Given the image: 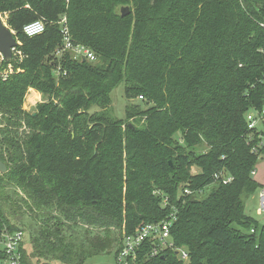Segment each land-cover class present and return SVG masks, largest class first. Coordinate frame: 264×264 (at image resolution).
I'll list each match as a JSON object with an SVG mask.
<instances>
[{
	"label": "trees",
	"instance_id": "trees-1",
	"mask_svg": "<svg viewBox=\"0 0 264 264\" xmlns=\"http://www.w3.org/2000/svg\"><path fill=\"white\" fill-rule=\"evenodd\" d=\"M0 14L24 53L0 74V230L25 231L15 211L32 219L24 264H83L114 251L124 227L174 209L171 233L190 258H149L146 242L136 264H264V223L245 212L262 187L246 113L264 102V0H0ZM63 16L97 61L54 55ZM39 18L46 30L27 36ZM121 83L128 100L151 104L126 107L141 127L124 131L107 109ZM31 88L43 94L33 112Z\"/></svg>",
	"mask_w": 264,
	"mask_h": 264
},
{
	"label": "built area",
	"instance_id": "built-area-1",
	"mask_svg": "<svg viewBox=\"0 0 264 264\" xmlns=\"http://www.w3.org/2000/svg\"><path fill=\"white\" fill-rule=\"evenodd\" d=\"M58 23L63 41V44L54 52V55L58 59L66 52H69L78 60L97 61V55L88 45L73 42L66 16H63ZM261 25L264 27V22ZM45 30L46 23L43 19L31 21L23 28V32L29 37L37 36ZM14 57L21 60L24 54L16 48L14 50ZM4 62L3 56L0 53V74L8 76L14 71V67L12 64L4 67ZM55 73L59 75L60 69H57ZM139 99H143V96H140ZM246 121L247 142L251 146L252 153L257 155L260 161L264 159V102L261 107H253L247 111ZM256 174L257 167L252 171L253 176ZM215 177L222 180L224 183H230L234 179V177L226 171L215 174ZM154 192L162 195L164 206L169 204V198L165 196L162 191L155 190ZM184 193L191 194L192 191L189 188H185ZM259 197L260 206L258 212L259 214H263L264 187L259 189ZM176 211L177 210L174 209L173 214L161 221L145 223L132 234H128L124 227L122 235L114 249L116 264H136L140 256V251L144 249L146 242L150 243L152 246L147 252V257L149 258H155L168 251H173L180 260L187 261L190 258L188 250L178 246L171 233V229L177 219ZM24 235L25 231L22 229L11 231L7 227H4L0 230V251L4 254V257L0 258V264H24L22 253Z\"/></svg>",
	"mask_w": 264,
	"mask_h": 264
},
{
	"label": "rangeland",
	"instance_id": "rangeland-1",
	"mask_svg": "<svg viewBox=\"0 0 264 264\" xmlns=\"http://www.w3.org/2000/svg\"><path fill=\"white\" fill-rule=\"evenodd\" d=\"M0 16L4 19L7 26L15 33V35L18 39V42H19L17 49L22 51L23 42L20 40L19 32L16 29H13L12 27H10L9 24L7 23V17H8L7 14H4V15L0 14ZM29 91H30V89L27 91V93L25 95L24 108L27 111L33 112L37 108L38 105H34L32 108H29L28 104H26L27 95H28ZM111 95H112V103L109 106V108H107V109L112 114L113 118H116V119L122 121L121 122V128L125 131L127 128V125H131L134 127H141L143 124V121L138 122L137 121L138 118L135 119L136 116L135 117L131 116L130 118H128L126 113H125L126 107H127V105H132L133 107L134 106L140 107V110H146L149 107H151L150 106L151 104H148L147 102H141V99H138V98L128 100L126 95H125L124 83H121L118 87H116L112 91ZM25 105H26V107H25ZM98 109L99 108L94 107L92 109V111L98 110ZM133 114H134V111L131 113V115H133ZM256 167H257V175L253 176V177H254V179H256L260 183V185H264V160L258 161ZM12 188L13 187H8V190L11 192V191H13ZM259 206H260V197H259V190H257L254 194H252L251 196H249L246 199V201H245V212L250 217L257 220L258 222L264 223V213L259 214V212H258ZM11 210H14V208ZM10 217H11L12 222L15 225L22 227V228H25L24 249L29 251V249L31 248V239H32L33 234L29 233V231H27V230H33L34 229L33 228V227H35L34 222H32V219L27 214H24L22 211H15L14 214H12ZM36 260L37 259H34L35 264L37 263ZM55 263L61 264L60 262H54V264ZM83 264H116L115 253H114V251H111V252H106V253H101V254L91 256Z\"/></svg>",
	"mask_w": 264,
	"mask_h": 264
},
{
	"label": "water",
	"instance_id": "water-1",
	"mask_svg": "<svg viewBox=\"0 0 264 264\" xmlns=\"http://www.w3.org/2000/svg\"><path fill=\"white\" fill-rule=\"evenodd\" d=\"M131 13L130 6H122L120 8L121 16H127ZM19 42L15 33L7 26L4 19L0 16V53L3 56L5 63H10L14 58V50ZM7 165L2 161L0 156V172L7 171Z\"/></svg>",
	"mask_w": 264,
	"mask_h": 264
},
{
	"label": "crops",
	"instance_id": "crops-1",
	"mask_svg": "<svg viewBox=\"0 0 264 264\" xmlns=\"http://www.w3.org/2000/svg\"><path fill=\"white\" fill-rule=\"evenodd\" d=\"M34 92H37L39 94V96H38L39 99H37L36 101H30L29 96L32 95ZM42 101H43V94L40 91H38L34 88H31L28 95H27V101H26V104H28L29 108H32L34 105H38ZM25 107H26V105H25ZM262 160H264V159H262ZM262 186L264 187V185H262Z\"/></svg>",
	"mask_w": 264,
	"mask_h": 264
},
{
	"label": "bare ground",
	"instance_id": "bare-ground-1",
	"mask_svg": "<svg viewBox=\"0 0 264 264\" xmlns=\"http://www.w3.org/2000/svg\"><path fill=\"white\" fill-rule=\"evenodd\" d=\"M39 94H37V92H34L32 95L29 96V100L30 101H36L37 99H39Z\"/></svg>",
	"mask_w": 264,
	"mask_h": 264
}]
</instances>
